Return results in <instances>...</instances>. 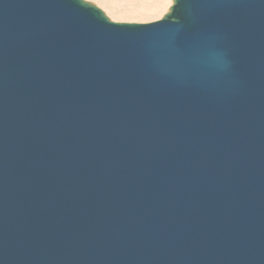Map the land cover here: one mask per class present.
<instances>
[{
    "label": "water",
    "instance_id": "water-1",
    "mask_svg": "<svg viewBox=\"0 0 264 264\" xmlns=\"http://www.w3.org/2000/svg\"><path fill=\"white\" fill-rule=\"evenodd\" d=\"M0 264H264V0H0Z\"/></svg>",
    "mask_w": 264,
    "mask_h": 264
},
{
    "label": "rangeland",
    "instance_id": "rangeland-1",
    "mask_svg": "<svg viewBox=\"0 0 264 264\" xmlns=\"http://www.w3.org/2000/svg\"><path fill=\"white\" fill-rule=\"evenodd\" d=\"M114 23L148 24L160 20L173 0H84Z\"/></svg>",
    "mask_w": 264,
    "mask_h": 264
},
{
    "label": "snow or ice",
    "instance_id": "snow-or-ice-1",
    "mask_svg": "<svg viewBox=\"0 0 264 264\" xmlns=\"http://www.w3.org/2000/svg\"><path fill=\"white\" fill-rule=\"evenodd\" d=\"M169 2H171V0H169Z\"/></svg>",
    "mask_w": 264,
    "mask_h": 264
},
{
    "label": "bare ground",
    "instance_id": "bare-ground-1",
    "mask_svg": "<svg viewBox=\"0 0 264 264\" xmlns=\"http://www.w3.org/2000/svg\"><path fill=\"white\" fill-rule=\"evenodd\" d=\"M168 1V0H167Z\"/></svg>",
    "mask_w": 264,
    "mask_h": 264
}]
</instances>
